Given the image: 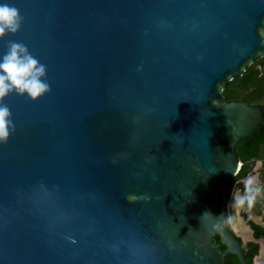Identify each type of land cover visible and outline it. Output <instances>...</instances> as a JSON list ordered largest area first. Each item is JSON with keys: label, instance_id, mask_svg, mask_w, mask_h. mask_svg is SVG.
<instances>
[{"label": "water", "instance_id": "water-1", "mask_svg": "<svg viewBox=\"0 0 264 264\" xmlns=\"http://www.w3.org/2000/svg\"><path fill=\"white\" fill-rule=\"evenodd\" d=\"M2 3L23 22L0 59L23 43L51 91L4 100L0 264H244L227 211L202 196L226 199L235 146L264 120L224 94L264 57V0Z\"/></svg>", "mask_w": 264, "mask_h": 264}, {"label": "clouds", "instance_id": "clouds-1", "mask_svg": "<svg viewBox=\"0 0 264 264\" xmlns=\"http://www.w3.org/2000/svg\"><path fill=\"white\" fill-rule=\"evenodd\" d=\"M22 22L23 17L18 8L8 3L0 4V39L7 34H16L21 29ZM46 73V66L23 43L8 42L7 51L0 59V143H7L15 131L11 110L4 104L5 98L15 93L36 102L51 91ZM243 184V194L237 188L232 193L233 207L239 208L245 203L250 205L260 191L258 187H254V177H248ZM128 199L132 201L135 197L129 196Z\"/></svg>", "mask_w": 264, "mask_h": 264}, {"label": "flooded vegetation", "instance_id": "flooded-vegetation-1", "mask_svg": "<svg viewBox=\"0 0 264 264\" xmlns=\"http://www.w3.org/2000/svg\"><path fill=\"white\" fill-rule=\"evenodd\" d=\"M262 97L264 98V94ZM245 103L251 106H259L264 109V101ZM230 142L231 138H227L225 140L223 146L224 150L227 149ZM252 142H248L246 145L247 147L245 148L248 149ZM238 143L235 146L236 155L237 150L242 152L245 149L242 148V146L238 147ZM252 150L257 154V157H252L246 162L242 159H239L237 155L239 167L236 174L233 175L228 181L226 199L221 197L211 199L204 195L202 196V200L209 205L212 212L215 214H220L224 208L227 211L230 230L242 245L243 255L245 258L244 264H264V139H262L260 143H255V146L252 147ZM250 176L255 178L254 187H258L260 191L256 193L255 199L250 205L245 203V205L239 208L233 207L232 193L234 189H239L240 194H243V181ZM210 182L211 186H207V193L212 194L216 192L217 188L213 181ZM214 240L219 242L220 236L216 235ZM219 248L224 251L226 246L221 244ZM231 256L232 258H230ZM224 263L243 264L237 255L231 253L225 254Z\"/></svg>", "mask_w": 264, "mask_h": 264}, {"label": "trees", "instance_id": "trees-1", "mask_svg": "<svg viewBox=\"0 0 264 264\" xmlns=\"http://www.w3.org/2000/svg\"><path fill=\"white\" fill-rule=\"evenodd\" d=\"M226 101H241V102H263L264 98V57L258 58L254 63L249 65L243 75H236L229 81L224 89ZM264 139V120L260 125V130L254 132L253 137H245L238 143V147H247L248 142H252L248 149L240 152L237 150L239 159L245 162L252 157H257V154L252 150L255 143ZM251 150V151H249ZM223 151H225L223 149ZM246 166V165H245ZM245 168V167H244ZM207 186H211V182H206ZM232 258V256L230 257Z\"/></svg>", "mask_w": 264, "mask_h": 264}]
</instances>
